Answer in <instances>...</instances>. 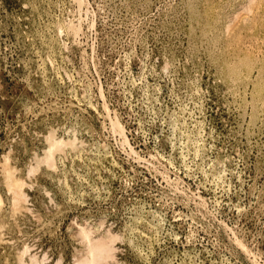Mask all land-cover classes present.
I'll return each mask as SVG.
<instances>
[{
    "label": "rangeland",
    "instance_id": "obj_1",
    "mask_svg": "<svg viewBox=\"0 0 264 264\" xmlns=\"http://www.w3.org/2000/svg\"><path fill=\"white\" fill-rule=\"evenodd\" d=\"M95 243L264 264V0H0V264Z\"/></svg>",
    "mask_w": 264,
    "mask_h": 264
},
{
    "label": "bare ground",
    "instance_id": "obj_2",
    "mask_svg": "<svg viewBox=\"0 0 264 264\" xmlns=\"http://www.w3.org/2000/svg\"><path fill=\"white\" fill-rule=\"evenodd\" d=\"M60 143V142H59ZM62 144V143H61ZM56 145V144H55ZM55 145L52 146V149L55 147ZM60 145V144H59ZM58 147V146H57ZM50 157L53 155V151H50ZM53 158V157H51ZM4 172L6 174V179H7V184L9 186V189L12 190L14 192L13 194V197L14 200H13V204L15 207H18L20 202L23 200V194H21V192H19L18 190H16L15 186L17 185V181L13 179V176H12V172L11 170L9 169L8 165H4ZM17 187V186H16ZM21 187V186H20ZM19 188V187H18ZM17 209V208H15ZM85 229V228H84ZM82 229V236L84 237L83 239L85 238H88L89 235H88V232L86 230ZM111 239V238H110ZM91 242V240H89ZM93 242V240H92ZM96 242V241H95ZM113 242V241H112ZM94 244V243H93ZM108 244V243H107ZM107 244H104V243H95V245H92L90 246L89 244V249H90V255H91V259H89V261L87 262H83L84 264H98L99 261H101L104 257L107 258L109 256V253H110V248ZM28 249V248H27ZM89 252V251H88ZM27 253V251H26ZM23 254V253H22ZM24 255V254H23ZM86 257V256H85ZM33 259V258H32ZM36 261V258L34 257V259ZM32 260V262H33ZM22 262V260H21ZM23 264V263H22ZM33 264V263H32Z\"/></svg>",
    "mask_w": 264,
    "mask_h": 264
}]
</instances>
